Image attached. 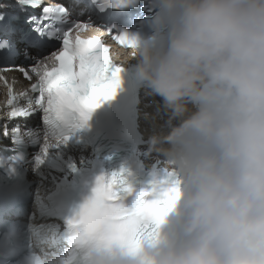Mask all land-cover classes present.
I'll return each mask as SVG.
<instances>
[{
    "label": "clouds",
    "instance_id": "1",
    "mask_svg": "<svg viewBox=\"0 0 264 264\" xmlns=\"http://www.w3.org/2000/svg\"><path fill=\"white\" fill-rule=\"evenodd\" d=\"M159 2V45L114 55L179 121L173 227L136 247L87 237L84 264H264V0Z\"/></svg>",
    "mask_w": 264,
    "mask_h": 264
},
{
    "label": "snow or ice",
    "instance_id": "2",
    "mask_svg": "<svg viewBox=\"0 0 264 264\" xmlns=\"http://www.w3.org/2000/svg\"><path fill=\"white\" fill-rule=\"evenodd\" d=\"M129 0H115L109 6L121 8L126 6ZM38 7L36 0H15L16 14L13 19L19 20L25 16L29 8ZM63 7H48L44 9V16L27 15L24 23L29 28L23 33L22 40L26 44L23 51L24 59L32 61L29 68L14 66L13 70H19L25 77L31 78L35 73L38 83L33 91H43L47 86L51 97L53 89L69 91L82 97L85 101L79 108L81 122L75 127L84 126L92 111L98 107L101 98L111 99L120 86L119 67H114V62L109 48L99 38L75 39L70 38L73 29L50 31L52 22L65 23ZM6 18V13L0 12V21ZM49 23H45V21ZM91 25L76 24L75 29L83 31ZM112 35V31L109 30ZM45 37H53L62 40V51L51 52L46 55L47 42ZM112 38L124 48H135V42L129 40L126 35L118 34ZM8 41L0 42V48L8 47ZM29 49H35L32 55ZM52 62V69L47 67ZM58 62L59 66H56ZM78 66V71L74 68ZM8 69H0L7 71ZM109 72L111 76L109 78ZM2 79V77H0ZM53 100H49L51 105ZM46 151V149H45ZM42 161L38 158L37 163ZM119 185V189L117 188ZM132 188L123 179L115 175L106 177L100 175L96 178L92 197L84 204L79 215L70 223L77 225L80 231L72 237V242L79 245L85 242L87 237L100 234L107 240H115L129 247H136L141 240L156 233L151 225H159L164 217L174 206L178 197V189L175 183L168 186H159L152 193L140 192L131 209L126 208L122 200L124 196L131 194ZM151 196V199L146 197Z\"/></svg>",
    "mask_w": 264,
    "mask_h": 264
}]
</instances>
